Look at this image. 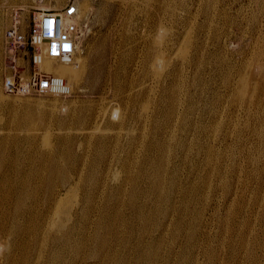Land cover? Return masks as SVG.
<instances>
[{"label": "bare ground", "instance_id": "6f19581e", "mask_svg": "<svg viewBox=\"0 0 264 264\" xmlns=\"http://www.w3.org/2000/svg\"><path fill=\"white\" fill-rule=\"evenodd\" d=\"M151 1L153 0H149V3ZM157 1L158 12L155 13L158 16L150 17L147 23L151 25V31L148 32L149 43L145 54L141 56L145 77L140 86L120 80L118 71L115 73L116 80L118 79L116 93L109 98L106 96V102H102L98 108H90L88 112L83 110L76 118V112L72 108L77 103H62L66 114H62L57 120L66 126L61 127L62 132H58L60 135L56 141L55 138L52 139L49 129L52 126L45 125L44 130L40 126L43 119L52 120L56 117L55 101L34 100L38 111L20 113L21 115L14 111V117L10 121L18 126H25V133L12 129L9 131L6 126L0 125V264H167L164 256L176 244L178 234L185 233L186 226L175 232L172 228L170 234L174 232V242L168 249L158 251V244H153L148 249L147 246L155 237L160 243H165L169 227L162 224L163 227L157 231L148 229L146 221L154 213L160 218L162 208L168 204L164 216L171 217L169 225L182 222L186 224L185 218L176 217L174 212L177 207L188 208L182 204L184 195L186 199L194 200L198 222L193 224L189 221L192 230L189 229L185 236L196 242L205 221H208L209 227L211 215L206 216V213L211 209L205 207L213 197V180L220 178L214 174L216 163L213 162V153L219 154L221 149L219 152L210 141H204V137L202 140L201 135L212 137V118L221 112H231V119H238L234 108L229 111L227 105L219 102L213 104V100L218 96H225L223 91L229 89L228 84L240 96L243 87L240 88L238 83L233 86L227 80L222 85L223 89L220 88L222 90L210 91L208 84L202 81L204 72L201 70L209 61L207 58L210 56L207 57V54L213 50L211 47L216 48L214 54L221 55L220 59L230 75L236 74L241 79L254 83L255 91L264 94V62L248 61L250 63L238 67L237 60L234 61L233 57L228 59V56L226 58L228 53H221L223 50H230L229 40L241 45L246 35L256 37L258 44L262 46L261 50L264 49V0H255L258 12L256 15L254 13L248 26L238 23L239 21L236 23L238 31L232 40L229 34L234 32L230 33V29H227L229 27L221 31L217 20H230L227 10L236 0H228L217 8L212 0H178L176 5L171 0ZM82 3L78 4L80 16L85 12L84 6H87V3ZM44 6L48 4L44 3ZM201 13L204 14L203 20H199ZM167 14L169 18L164 19ZM127 18L129 19L128 16ZM16 22L17 18L14 25ZM17 30L9 29V33L18 36ZM197 31L199 38L195 36ZM189 35L193 36L188 43L186 40ZM74 55L63 60L57 56L37 54V66L42 70L60 76L63 70L59 65L63 62V68L68 67L69 74L64 79L67 93L52 94H71L74 85L83 78L87 70L85 58L81 54ZM71 59L76 60L68 66L67 62ZM221 68L223 70V66ZM101 69L99 66L90 74L94 76ZM200 71L203 72L201 75ZM186 75L190 79L186 80ZM179 77L185 80L177 82ZM190 85L193 89H190ZM5 90L9 92L6 88ZM103 90L108 92L106 87ZM9 93L29 94L20 91ZM191 94H195V98L190 97ZM16 99L6 96L0 84L1 102H13ZM241 99L242 97H238L237 104ZM25 101L31 103L29 100ZM189 104L191 109L194 108L190 117L184 113ZM73 118L78 119L81 126L75 131L72 128L67 130L70 127L67 124ZM248 128H258V123L255 122L254 127ZM233 131L234 128L224 133L228 135ZM69 134H76L79 138L84 136L87 144L84 145L83 139H79L76 144L66 141ZM39 137H42L43 144L39 142ZM223 140L221 139L220 144ZM200 153H204V156ZM249 159L253 164L259 160L255 152L250 153ZM202 164H205V171L201 173L197 165ZM184 165L192 167L187 176L183 175L186 171ZM199 177H205L203 185L206 194L202 196L201 205L198 203L199 197L195 198L193 194L198 193L196 180ZM195 225L198 227L194 228ZM163 232L165 236L162 235Z\"/></svg>", "mask_w": 264, "mask_h": 264}, {"label": "rangeland", "instance_id": "374dc122", "mask_svg": "<svg viewBox=\"0 0 264 264\" xmlns=\"http://www.w3.org/2000/svg\"><path fill=\"white\" fill-rule=\"evenodd\" d=\"M179 1L171 0L170 2H172L173 5H176V2ZM227 1L228 0L226 1L212 0V3L217 8L221 6V4L226 3ZM69 2H74L79 10L80 8L78 4L80 3L83 4L82 2L87 3V6H84L85 15L82 14L80 16L78 14L81 24H80V32L78 36V44H77L78 46L76 51V54H81L85 58L87 64L86 66L87 73L85 72L84 74L85 77L83 76L80 82L74 85L73 91L70 92L71 94H66V95L64 94L61 96L52 93L41 94L38 92H32L29 94L21 95V94H13L7 92L4 88V81L7 77L12 76L15 73H20L25 79H27L26 76L30 75V73L33 71L34 68L33 57H32L33 47L28 40V36L30 33V20L33 12L42 7L49 8L52 10H60L64 8ZM44 3L48 4V6H44ZM148 3L149 0H143V1L142 0H59V2H57L56 0H0L1 89L2 92L6 96H10L11 99L13 97L14 99H16L17 97L25 98V99L17 98L15 101H13L14 103L10 101L1 102L0 100V108H1L0 125L6 126V129L9 131L12 129L15 130L16 132L25 133L24 130L26 129L24 128L25 126H18L10 121V119H13L14 117L13 115L14 111L18 112L19 115H21L20 113L24 114L27 112H35L38 111V108L34 105V100H43L45 102L55 101L57 103V108L54 116L56 117H54L52 120L43 119L40 126H43L42 127L43 130L46 127L45 125H48L49 127L52 126L49 129L51 131L52 139L55 138L54 141H56L57 137H59V135L62 132L61 127L66 126V125H61L57 120V118L61 117L62 114H64L63 116H65L66 114V110L64 111L63 109V104H69V102L70 103L75 102V104L77 103L72 108V110L76 112L75 113L76 118L81 112H84L83 110H87L88 112V109L90 108L91 109L98 108L100 105H102V102L103 104L104 102H106L107 100L105 99L106 96L107 98H109L110 96L111 97L114 96V94L116 93L118 79L116 80L115 73H117L118 71H120L119 74L121 75L120 80H124L125 82L126 81L132 82L133 85L140 86V84H142L145 77L143 73V64L141 63V58L145 54L146 46H148L149 43V39L147 37L148 32L151 31L150 29L151 25L150 24L147 25V23H149L148 20L150 17L158 16V13L155 12H158L157 8L159 2L157 0H153L149 4ZM126 4H128L129 6H126ZM142 6L143 7L148 6V7H146V9L144 7L143 9ZM255 7H256L255 0H236V2H234L232 6L229 7L227 10L230 20L228 22H226L225 18H222L221 20L220 19L217 20L219 29L221 28V31L230 29V33L233 32L234 33L229 34V38L231 37V40L235 39L236 33L238 31L236 23L239 21L238 23L241 22L242 25L248 26L249 21H251V19H253L254 17V13L256 15L258 12L256 11L257 9H255ZM237 8L239 9L237 10ZM253 8L255 10H253ZM245 9H247L248 11ZM243 15L244 17H242ZM127 16L129 17V19L127 18ZM200 17L201 18H199V20H203L204 14L201 13ZM15 18H17L16 25H14ZM165 18H169V15L168 14L165 15L164 19ZM233 20H235L236 22ZM130 21L132 24L130 23ZM4 22H6V25ZM12 28L18 29L17 34H22L23 36L26 37V40L19 39V37L16 36V34L15 35L10 34L9 29ZM127 28L128 29L132 28V30L130 29L128 30ZM139 30L141 31V33ZM192 36L193 35L188 36L186 40L188 43L190 42ZM195 36L196 38L200 37L198 31L196 32ZM249 36L250 35H246L247 39L245 38V41H243V43L241 44L242 46L236 44L234 41L232 42L229 40L230 50L229 49H228L229 51L226 50L227 52L223 50L224 53L221 51V53L224 55L228 53L227 55H225V57L228 56V59H230V57H233L234 61L237 60V62L239 63L237 65L238 67L243 66L246 63L248 64L254 60L264 62V49L261 50L262 46L258 44L259 41H257L256 37L252 38L251 36L250 37ZM211 48L213 50H211L207 54V57L208 55L210 56L207 58L209 59V61H207L209 65L206 63L205 64L206 68L205 66L202 67L201 71H203L204 73L200 71V75L203 73L202 77L205 80V81L202 80L203 83L206 85L208 84L207 87L208 86L210 87V88L208 87L210 91L213 89L222 90L223 89L222 85L224 86L225 81L227 80L229 82H232L233 86L238 83L240 88L243 87V92L242 95L240 96L239 93L231 89V85L228 84L229 89L227 91H223L225 93V96L222 98L218 96L213 100V104L219 102L227 105L228 107L227 110L229 109V111H231V109L234 108L236 110V115L239 120L234 118L233 121L231 119L232 117L231 112L229 113L221 112L220 115L215 116L214 118H212L211 121L210 129L212 128L211 130H213L214 136L212 135V137H208L207 134L201 135L202 140L204 137V141L205 140L210 141L213 145L217 147V150L219 152L221 149V152L219 154L213 153V162L216 163L214 174L216 176H220V178L218 179L216 177L213 180L214 185L212 186V190H211L212 192L211 194H213V197L211 201L208 203V205L205 207L206 209H211L208 213H206V216L211 215V223L209 227H207L208 221H205V224L203 225V227H201L202 229L200 228L201 231L199 233V239L196 242H194L189 236H185V234L189 233V229L190 231L192 230V226L189 224V221H191L193 224H196L198 222L196 218V212L194 211V200L186 199L185 195L183 194L184 197L182 198L183 199L182 204L188 206V208L185 207L184 209H182V207L181 208L177 207L174 212L176 214V217L185 218L186 224L182 222L179 224L169 225V223L171 222V217L167 216L165 218L164 216L166 214L165 207L169 206L168 204H166V206L161 210L160 218L156 213H154L153 215L147 217V221H146L148 229H154L157 231V229L163 227V225H166L167 226L166 228L169 227L167 236L164 235L165 231L162 234L163 236H165V243H160V240L157 237H155L151 241V243L147 246V249L153 244H158L156 248L158 251L164 248L168 249L176 238L174 232L180 229L181 227L186 226L185 233L182 232L179 233L176 244L173 245L170 251L168 252L166 251L167 255L164 257L167 264H264V94L258 93L257 90L255 91L256 85L254 83L248 80L241 79L236 74L230 75L225 63L223 62L224 63L223 64L220 59L221 55L217 56V54H214L215 51H217V49L213 47ZM100 49L103 52L99 51ZM110 49L111 50L113 49L114 51L112 52ZM261 52L263 54H260ZM76 54L74 55V57L76 56ZM254 56H256L257 58ZM242 57L244 58L245 61L243 60ZM75 60L71 59L70 61L68 62L65 61V62H67L68 66H71L73 63L72 61ZM220 64L222 65L219 66ZM63 66L64 63L62 62L59 65V68L63 70L60 76L65 79L66 75L68 76L69 72H67L68 67L67 69H64ZM99 66L102 67L100 71L102 73L96 72L95 74L96 76L94 75L95 76L94 78V76H92L90 72L95 70ZM222 66H223V70L221 68ZM123 74L126 76H124ZM138 74L140 76H138ZM187 76L188 75L184 76V78L186 80L190 79ZM184 78L183 79H181L180 77L177 78L178 79L177 82L180 79L185 80ZM92 79L94 81H91ZM213 81H215V83ZM95 82L99 83V85ZM104 87L108 88V92H105L103 90ZM190 89H193V86L191 87L190 85ZM190 97L195 98V94H191ZM197 97H199V95H197ZM238 97L239 98L242 97V99L237 104ZM25 100H29L31 101V103L28 101L26 102ZM83 105L84 106L86 105L85 108ZM12 107L15 108L13 109ZM240 108H244V109L240 110ZM193 109L190 108V104H189L184 113H187L188 116L190 117V112ZM74 118L72 122L67 124L70 125V127H68L67 130H71L72 128L73 131H75L77 127L81 126L80 123L77 121L78 119H74ZM193 119L194 117H192V120ZM255 122L258 123V128H248V126L254 127ZM232 128H234L233 133L225 135L227 130H230ZM75 135L76 134L71 136L69 134L66 141L70 140L71 143L76 144L79 141V139H83V143H85L84 145L87 144V139H85L84 136L82 138L81 137L79 138L76 137L77 135L76 136ZM215 136L218 137V139L215 140L216 138ZM41 138L42 137H39L38 140L40 143L43 144V142H41ZM209 139H211L212 141ZM221 139L224 140L220 144ZM253 152H255V154L257 153V157L259 159L258 162H256V164H253L249 159L250 153ZM200 154H198V156H200ZM201 156L203 157L204 153H202ZM184 167L186 171L183 173V175L187 176L188 173H190V171L192 170V167L186 165H184ZM197 169H199L201 173L204 172L205 164H202L201 166L197 165ZM204 178L205 177L200 179L199 177L198 180H196V183L198 185L197 186L198 193H193L195 198L199 197L198 203L200 205L202 204V200H203L202 196L206 194L204 193L205 192L203 185ZM197 227L198 225L194 226V228ZM172 228L174 232L170 234ZM203 241L204 243H202ZM199 244H203V246ZM93 260H95V258H93Z\"/></svg>", "mask_w": 264, "mask_h": 264}, {"label": "built area", "instance_id": "2783aa9c", "mask_svg": "<svg viewBox=\"0 0 264 264\" xmlns=\"http://www.w3.org/2000/svg\"><path fill=\"white\" fill-rule=\"evenodd\" d=\"M79 32L78 8L74 2H69L60 10L39 8L34 11L28 36L33 47V71L27 79L20 73L8 77L5 88L9 92L67 93L63 77L37 66V54L57 56L63 60L72 58L77 49ZM18 37L25 39L22 34Z\"/></svg>", "mask_w": 264, "mask_h": 264}]
</instances>
